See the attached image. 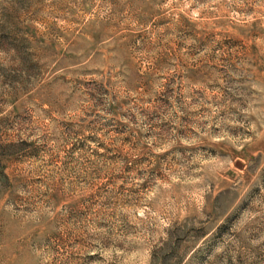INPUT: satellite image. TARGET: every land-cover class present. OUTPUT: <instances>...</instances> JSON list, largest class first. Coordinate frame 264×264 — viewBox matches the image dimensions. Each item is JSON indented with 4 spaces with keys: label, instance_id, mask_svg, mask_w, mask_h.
<instances>
[{
    "label": "rangeland",
    "instance_id": "374dc122",
    "mask_svg": "<svg viewBox=\"0 0 264 264\" xmlns=\"http://www.w3.org/2000/svg\"><path fill=\"white\" fill-rule=\"evenodd\" d=\"M0 264H264V0H0Z\"/></svg>",
    "mask_w": 264,
    "mask_h": 264
}]
</instances>
